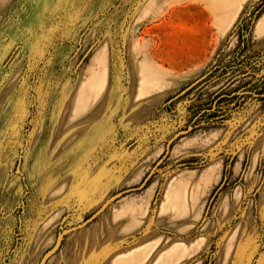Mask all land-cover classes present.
<instances>
[{
  "label": "rangeland",
  "instance_id": "obj_1",
  "mask_svg": "<svg viewBox=\"0 0 264 264\" xmlns=\"http://www.w3.org/2000/svg\"><path fill=\"white\" fill-rule=\"evenodd\" d=\"M147 1L0 0V264H38L157 162L44 264H131L150 247L144 264H160L178 246L190 253L178 264H264V92L251 90L264 80V0L224 28L222 0L206 23L201 0H154L171 29L194 24L181 50L160 27L168 14L137 19ZM134 40L168 71L138 98ZM97 50L106 84L76 115Z\"/></svg>",
  "mask_w": 264,
  "mask_h": 264
},
{
  "label": "bare ground",
  "instance_id": "obj_2",
  "mask_svg": "<svg viewBox=\"0 0 264 264\" xmlns=\"http://www.w3.org/2000/svg\"><path fill=\"white\" fill-rule=\"evenodd\" d=\"M219 1L220 0H217V2ZM244 1L245 0L221 1V5L225 6L223 9L221 8L216 13V15L220 16V18L217 20L220 28L229 27L232 24ZM201 2L206 6L207 9L203 11V21L206 23L213 17L210 12L211 10H209L210 4H213L216 8L218 3H216L215 0H201ZM168 11L169 8L167 6L158 5L154 0H148L140 11L137 19L139 20L148 16H152L153 18L157 19L161 18L165 14H168V18L161 23L160 27L162 28V30L170 29V41L174 42L175 44L173 45V49L181 50L182 45L188 43L192 44L194 42L197 36L196 29L194 24H188L187 22H185V26H181L178 29H171V24L169 22L172 21V13H168ZM188 16L189 18H186V21L189 19L194 20V15L192 13L188 14ZM148 48L149 42H143L140 44V42H137V40L133 41L132 49L135 55L138 57L135 68L138 75L137 98L149 94L152 90L161 88L163 86V80H165L168 74V71L165 69L164 66L163 56L153 55L151 51L148 50ZM174 58L171 59V62ZM92 64H94L95 67L91 68L86 83L83 84V82H81L79 87L77 88L72 110V112H74L76 115L83 112V106H86V102L94 98L98 93V89L106 84L107 58H105V50H97L95 52L92 59ZM162 204L163 203H161L160 207L162 206ZM178 247L170 248L165 252H159L158 256L155 259L159 258L160 264H178L181 260L188 257L190 254L188 252L189 248L185 246H181L179 248ZM153 251L154 247H150L146 251L135 253L132 255L131 258L128 259V263L144 264L147 259L152 255Z\"/></svg>",
  "mask_w": 264,
  "mask_h": 264
},
{
  "label": "water",
  "instance_id": "obj_3",
  "mask_svg": "<svg viewBox=\"0 0 264 264\" xmlns=\"http://www.w3.org/2000/svg\"><path fill=\"white\" fill-rule=\"evenodd\" d=\"M182 132L179 131L177 132L172 138L174 139L175 137H177L178 135H180ZM167 150L165 152V154L163 155V157H165V155L167 154ZM159 162L155 163V165L151 168V170L147 173V175L145 176V178L143 179V181L141 182V184H139L138 186L134 187V188H128V189H125L123 191H120L112 196H110L109 198L106 199V201L103 203V205L96 211L94 212L93 214H91L87 219H85L82 223H80L79 225H75V226H70L68 228H65L63 230H61L58 234H57V240L56 242L54 243V245L47 251L44 253V255L41 257L40 261L38 264H44L45 260L47 259V257L58 247L59 243H60V240L61 238L63 237V235L67 234L68 232L80 227V226H83L85 224H87L89 221H91L98 213L99 211H101L106 205H108L111 201H113L116 197H119L121 194L125 193V192H128V191H131V190H136V189H140L142 188L146 181L152 176L153 174V171L155 170V168L158 166Z\"/></svg>",
  "mask_w": 264,
  "mask_h": 264
},
{
  "label": "trees",
  "instance_id": "obj_4",
  "mask_svg": "<svg viewBox=\"0 0 264 264\" xmlns=\"http://www.w3.org/2000/svg\"><path fill=\"white\" fill-rule=\"evenodd\" d=\"M252 14L241 19L237 25L239 43L249 40V35H250L249 33H250L251 25L253 21L258 17V15H252ZM251 90H255L257 93H262V91L264 92V80L258 85L255 82L252 85ZM200 116H202V114Z\"/></svg>",
  "mask_w": 264,
  "mask_h": 264
}]
</instances>
